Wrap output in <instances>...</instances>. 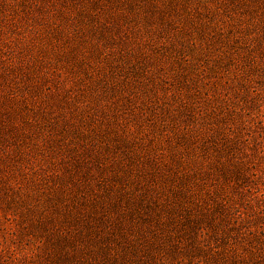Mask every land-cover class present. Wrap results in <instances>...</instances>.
<instances>
[{"label": "rangeland", "instance_id": "1", "mask_svg": "<svg viewBox=\"0 0 264 264\" xmlns=\"http://www.w3.org/2000/svg\"><path fill=\"white\" fill-rule=\"evenodd\" d=\"M0 264H264V0H0Z\"/></svg>", "mask_w": 264, "mask_h": 264}]
</instances>
